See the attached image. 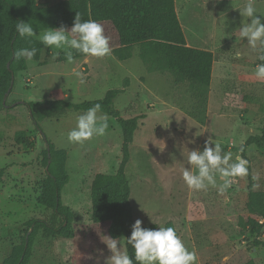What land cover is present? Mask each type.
Returning <instances> with one entry per match:
<instances>
[{"label": "rangeland", "instance_id": "1", "mask_svg": "<svg viewBox=\"0 0 264 264\" xmlns=\"http://www.w3.org/2000/svg\"><path fill=\"white\" fill-rule=\"evenodd\" d=\"M57 1L34 3L50 6ZM247 2L176 0L186 38L213 53L204 123L183 110L189 105L185 85L174 83L168 73L150 71L137 46L124 60L112 51L102 58L73 54L70 64L64 51L40 42V34L52 27L49 12L29 20L36 35L28 37L27 46L36 48V55L16 67L0 104V264H10L21 253L28 232L33 234L22 257L24 264H104L111 254L103 240L109 237L106 229H98L88 216L87 193L91 176L118 170L122 158L119 125L100 112L98 116L108 118L105 133L83 144L69 143L67 133L84 111L70 109L58 118H42L36 131L26 105L47 99L97 100L111 89L122 90L113 107L123 117L141 116L126 165L134 221L141 219L144 227L153 229L174 227L186 247L197 253L196 264H243L250 259L264 264V227L253 236L238 224L249 215V182L264 193V146L248 145L243 154L240 148L250 135H261L264 126V80L254 74L260 61L247 38L239 36L242 21L250 22L239 10ZM252 2L257 15L264 14V0ZM99 23L113 50L119 43L116 29L110 22ZM53 51L58 55L53 56ZM74 69L82 74L83 83L73 75ZM21 131L35 142L32 147L16 141ZM208 137L233 157L242 155L249 161L248 175L235 178L223 194L211 186L192 190L182 178L188 152L202 150ZM49 143L65 155L68 179L60 188L59 200L72 217L71 236L47 237L42 227L28 224L33 219L49 221L53 213L38 201ZM118 239L125 243L122 237ZM254 239L262 243L254 245Z\"/></svg>", "mask_w": 264, "mask_h": 264}, {"label": "trees", "instance_id": "2", "mask_svg": "<svg viewBox=\"0 0 264 264\" xmlns=\"http://www.w3.org/2000/svg\"><path fill=\"white\" fill-rule=\"evenodd\" d=\"M48 11L51 26L61 25L70 29L77 14L83 20L110 22L118 34L119 46L113 54L121 60L131 57L134 46L139 49V57L150 71L168 73L176 84H184L188 104L185 113L189 117L204 123L206 120L207 96L210 87L213 53L207 49L191 47L186 44L185 35L175 9V0H58L50 6H39L34 0H0V104L7 91L16 67L23 58L17 60L15 52L28 48L27 39L18 36L15 25L19 21L30 22L32 17ZM43 45V44H42ZM75 56H83L72 50ZM261 63V61H260ZM9 64V65H7ZM122 90L111 89L97 100L72 103L64 99H47L27 102L36 131L39 121L45 117H61L68 110L86 111L99 103L101 112L112 117L122 133V158L114 174L97 173L91 176L89 184L87 212L92 224L98 229H106L109 237H122L129 255L133 250L126 245V237L131 234L134 223L132 207L129 201L130 182L126 173L130 146L141 116L123 117L113 107V100ZM191 108V109H190ZM46 139V138H45ZM19 144L33 146L24 132H17ZM49 141L47 140V143ZM264 146V126L262 134L250 135L240 147L248 145ZM45 179L38 201L53 210L49 221L33 219L29 227H42L44 236L72 235V217L68 208L60 204L59 191L67 182L65 155L54 150L49 143L46 150ZM48 152L50 155H48ZM253 176L249 174L250 180ZM253 181L247 186L246 207L249 215L240 218L238 224L244 232L255 236L264 227V193L254 189ZM262 219V222L260 221ZM21 246V253L15 254L10 264H24L23 254L29 249V232ZM254 245L262 242L253 240ZM243 264H256L252 259Z\"/></svg>", "mask_w": 264, "mask_h": 264}, {"label": "clouds", "instance_id": "3", "mask_svg": "<svg viewBox=\"0 0 264 264\" xmlns=\"http://www.w3.org/2000/svg\"><path fill=\"white\" fill-rule=\"evenodd\" d=\"M243 17L250 18L241 23L239 36L247 38L248 47L257 53L258 63L254 74L258 80H264V14L259 13L252 0H248L242 9ZM19 37L26 38L36 35L30 22L19 21L15 25ZM40 42L54 50H62L68 63H74L72 50L86 56L102 58L112 54L109 45L110 38L104 34V26L99 22L83 20L79 14L74 18L70 29L61 25L48 27L39 36ZM37 52L36 48H20L15 52L17 60L23 58L31 62ZM58 52L53 51V56ZM73 75L83 83L82 74L73 70ZM101 112L99 103L88 108L76 117V124L68 133L69 143L83 144L94 136L103 135L108 128L106 115ZM243 151V149H241ZM187 165L182 170V178L192 190H206L209 186L217 188L223 194L234 184L237 177H245L249 173V161L242 155L233 157L231 152H225L222 144L212 137L204 141L203 149H193L187 154ZM194 169V170H193ZM219 179V183H218ZM131 234L126 237V245L133 250L129 255L127 248L118 237H107L104 240L110 255L104 259V264H196L197 253L190 251L174 227L159 226L147 228L141 219H136L131 225Z\"/></svg>", "mask_w": 264, "mask_h": 264}, {"label": "crops", "instance_id": "4", "mask_svg": "<svg viewBox=\"0 0 264 264\" xmlns=\"http://www.w3.org/2000/svg\"><path fill=\"white\" fill-rule=\"evenodd\" d=\"M176 0H175V9H176V12H177V15L179 14V11H178V8H177V6H176ZM181 26H182V24H181ZM185 40H186V44L188 45V46H191V47H197V46H195V45H193L187 38H186V36H185ZM117 46H119V43H118V45ZM116 46V47H117ZM197 48H206V47H204V45H202L201 47H197Z\"/></svg>", "mask_w": 264, "mask_h": 264}]
</instances>
